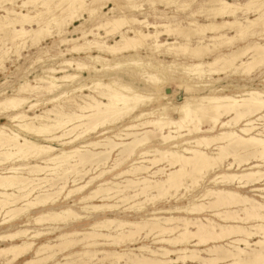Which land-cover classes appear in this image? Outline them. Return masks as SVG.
<instances>
[{
    "label": "bare ground",
    "instance_id": "bare-ground-1",
    "mask_svg": "<svg viewBox=\"0 0 264 264\" xmlns=\"http://www.w3.org/2000/svg\"><path fill=\"white\" fill-rule=\"evenodd\" d=\"M5 1L10 6H1L4 13L0 15V32L9 30V34L0 40L9 39L18 56L17 49L27 42L30 47L38 46L46 37L66 33L83 19L84 12L90 16L106 3H114ZM145 1L155 5L166 0ZM193 1L184 0L182 7ZM29 8H34L35 13ZM238 10L245 14L257 12L258 17L243 22L235 17L225 20ZM194 12L204 13L212 21H189L185 26L153 25L132 15L104 17L94 29L81 31L76 38L59 40L71 43L60 56L81 53L87 54L85 59L63 60L58 68H47L43 76L35 77V85L25 81L11 94L0 96V114L10 124H0V166L27 158L43 164L20 162L3 166L0 226L17 222L23 216L26 226L44 227H22L0 235V240L7 242L0 247V264H47L52 260L51 264H86L93 260L100 264H264V196L260 202L239 191L248 188L250 192L264 193V187H255L264 182V172L260 171L264 168V93L250 90L243 95H226L222 89H213L214 83L209 79L203 80L206 75L228 72L248 75L264 65V43L255 41L205 61L254 34L251 28L264 18V0H248L243 5L201 0ZM217 19L222 21L216 22ZM140 26L153 31H143ZM98 30L116 35L115 40L108 44ZM161 35L175 40H161ZM179 37L184 42H177ZM192 38L196 39L194 44ZM143 48L167 57L181 56L190 62H110L109 58ZM7 53L0 47V69ZM129 65L139 69L135 75L145 89L115 77L107 81L94 77L88 84L72 86L83 72L103 76L104 72ZM67 69L75 73L64 74ZM168 83L182 87L188 95L173 103L160 92ZM203 89L209 94H195ZM85 91L93 95L83 94ZM44 95L50 96L43 101L54 104L52 108L28 115L39 102L32 103L30 98ZM76 97L81 98L80 102L75 101ZM60 103L66 104L67 109ZM126 119L130 121L128 125L119 126L116 131L109 128ZM92 133L101 139L85 142ZM109 133L113 134L108 136ZM227 157L231 161L224 164ZM202 186V191L183 206L145 209L157 201L185 199ZM60 198L72 199L71 205L55 209ZM95 200L100 203L95 204ZM126 202V209L146 213L145 217H111L109 213ZM35 208L42 210L38 216H31L30 210ZM204 213L203 219L197 217ZM83 219H91L86 228H66ZM55 230L59 232L54 238L35 243ZM150 234L155 247L141 243ZM125 244L128 246L119 251L97 249ZM75 246L81 250L70 251ZM59 254L64 262L56 261Z\"/></svg>",
    "mask_w": 264,
    "mask_h": 264
},
{
    "label": "rangeland",
    "instance_id": "rangeland-1",
    "mask_svg": "<svg viewBox=\"0 0 264 264\" xmlns=\"http://www.w3.org/2000/svg\"><path fill=\"white\" fill-rule=\"evenodd\" d=\"M0 1H3V0H0ZM183 1L184 0H166V1H164L165 3L162 2V4H160L161 3L160 2V3H157L155 5H150V4H148V2L146 3L145 0H114V3H109V4L106 3L104 5L105 6L104 8L96 9V11H94L92 13V15H90V16L88 15V13L84 12L83 13V19L76 21L71 27H69V29L67 30L66 33L61 34L60 36L56 35V36H52L51 38L46 37L45 39H47V40H45V39L41 40L40 43L38 44V46L36 45V46L30 47L29 43L27 42V44H25L26 46H24L25 48L22 47L20 49H17L19 51V56L17 55V53L14 52L15 48L12 47L11 41L9 39L6 40V42H4L5 38L3 39V42L1 41L2 36H8L9 30H4V31L1 30V32H0V39H1L0 43L2 42L0 44L1 51L5 50L8 53H7L5 63H4V67H3L4 69L3 68L0 69V96H2V94H11L12 90L16 89L19 85H21L25 81H29V82H31L32 85H35L36 82L33 81L35 79V77L43 76L42 72L47 68H58L57 66L63 60H69V59L83 60V59H85L87 57V54H81V53L80 54L79 53L78 54L77 53H74V54L73 53H71V54L66 53L67 55L60 56V52L65 53V49L70 47L71 43L69 45H68V43H60L59 40L62 37H67L68 39L69 38H76V37L80 36L81 31H87L90 29H94L96 27L97 23L102 22L104 20V17L117 16V15H121V14L132 15L137 20H144L145 19L148 22L152 23L153 25H158V24L161 25V24L168 23L171 25L182 24L183 26H185L188 24L189 21H195L196 23H200V24H207V23H210L212 21L211 19L207 18L206 15H204V13L194 12V10H196L198 8V5L200 4L201 0H195V1H193V3L191 5L186 6V7L185 6L182 7V4L184 3ZM225 1L228 3H232V4L236 3L239 5H243L248 0H225ZM5 2H7V1L4 0L2 3L0 2V15H3V13H4V9L1 7L2 5H6V6H4V8L10 6V4H6ZM16 4H19V3H16ZM113 5H118L119 8H117L116 6L113 7ZM121 6H122V8H121ZM111 8H114V9L110 10ZM31 9L32 8H29V10H31ZM33 9H32V14L35 13L34 12L35 10H33ZM191 13H193V14H191ZM234 17L237 20L243 22L246 19H249V20L255 19L256 17H258V13L257 12L256 13L246 12V14H245V12H243L242 10H238V12L236 11V13L233 17L226 18L225 20H232V19H234ZM262 20H263V23L261 22ZM262 20H258V22H256V25H254L251 28L252 34L254 33L253 35L249 34L248 36H246V38L244 40L239 41L230 47L229 46L224 47L219 52L214 53L212 56L209 57V59H207L205 61L211 60L218 53L230 52V51L234 50L236 47H242V46H244V45H246L252 41L263 44L264 43V31H263V29H264V18ZM215 21L220 22L222 20L217 19ZM169 22H171V23H169ZM182 25H179V26H182ZM136 27H138V26H136ZM140 27H142V26H140ZM149 28L150 29L142 27V30L143 31H147V30L153 31V29L151 27H149ZM160 29L161 28H157V30H160ZM98 33L102 34V36L104 37V40H106L108 44H111L116 38V35L115 36L106 35L105 33H103V30H98ZM227 34L230 35L231 31H228ZM260 34L262 36H260ZM88 38L92 39L93 37L90 36ZM96 39H98V38H96ZM160 39L161 40L167 39L168 41H174L175 40L174 37H172V36L168 37V36H164V35H161ZM98 40H101V39H98ZM183 40H184V38L179 37L177 39V42H180V43L184 42ZM80 41H79V43L83 42V41H81V42ZM190 41L192 44H194L196 39L192 38ZM93 54H96V53L93 52ZM247 58H248V56L244 57V60H246ZM109 59H111V61H110L111 64L122 63V62H125V61L130 60V59H142V60H149L151 62H156V61L190 62L189 59H186V58L181 57V56H168L167 57L164 55H159L158 53L151 52V51L147 50L146 48L138 50L136 53L123 54V55L116 56L114 58H109ZM67 70L68 71L64 74L75 73L74 71H71L70 69H67ZM138 70L139 69L137 67L129 65V66L119 67V68L115 69V71L104 72L103 76L102 75L100 76V74L94 76L92 73L83 72V73H81L82 78L77 80L76 82L72 83V86L77 87L78 83L88 84L89 81L94 77L95 78L100 77V79H102L104 81H107L109 78L115 77V78L121 79L123 82L133 84L137 88L145 89L144 83L135 75V73H137ZM252 72L248 75H245V74L244 75L243 74H235L234 75V74H231L229 72L226 74H220V75H206L203 77V80L209 79V81H212L214 83L213 89H222V90H224L223 93L226 95H241V94L243 95L245 92L250 91V90L264 93V65L254 69ZM64 74H57V77H60ZM162 87H163V89L160 92H163L164 94H166L167 97H170L171 101L175 104L181 102L182 99L184 98V96L188 95V93L184 92L182 87H178L172 83H168L167 85L165 84ZM83 94L93 95V93H91L89 91H85V92H83ZM195 94H209V90L203 89L201 91L195 92ZM74 95L78 96V95H80V93H75ZM27 96H29V95H27ZM49 97L50 96H47V95H44V97H40V98H34V96H32L30 98V100H32V103L36 102L38 100H39V102H38L37 107H35L36 109L34 108L32 111L28 112L27 114L28 115H32L33 113L40 114L45 109L52 108V106L54 104L46 103L45 101H43L44 99L49 98ZM80 100H81V98H79V97L75 98V101H77V102H80ZM42 103H43V105H42ZM60 105H65V109H67L66 104L60 103ZM129 122H130L129 119H126L125 122H123L122 124L116 125L113 127H109V128L112 131H114V130L116 131L117 129H120L119 126L128 125ZM259 123L260 122L258 121L257 124H259ZM0 124L10 125L7 122V120L5 119V117L1 114H0ZM257 127H260V126L257 125ZM258 131H261V130L259 129L256 132H258ZM256 132H254V133H256ZM112 134L113 133H109L108 136L112 135ZM31 139H38V138L32 137ZM100 139H101L100 137H96V135L94 133H92L85 138V142H93V141H98ZM39 141H40V143H43L42 140H38V142ZM74 145L76 146L77 143H75ZM63 148H68V146H64ZM114 156L115 155L113 153V157ZM132 159H134V157ZM230 161H231L230 157H227V159H225L223 163L226 164L227 162H230ZM20 162H23V163L26 162L29 164L37 163L39 165H43L42 163H40V161L38 159H34V158H27L26 160L24 159L23 161H18L17 163L15 161H13V162L7 161L4 163V165L0 166V172L2 171L3 166L9 167L10 165L12 166L15 164H19ZM127 165H124V167H126ZM124 167H122V168H124ZM260 171L264 172V168L260 169ZM43 176L44 175H42V177ZM104 178L109 179L110 175H107ZM150 179H152V178H150ZM121 180H123V179H118L117 181H121ZM263 184H264V182H259L257 185H255V187L258 189H261L264 187ZM69 185H70V183H69ZM202 189H203V186L197 192L192 193L190 196L188 195L185 197V199L179 200L177 202H175L174 200H172V201L169 200L170 202L169 201H166V202L165 201H157L158 203L155 202L153 207L149 206V207H146L145 209L146 210H152L154 208H168L169 206L173 207L175 205L183 206L191 200L190 197L201 192ZM232 189H235V188H232ZM235 190H237V189H235ZM242 190L243 189H239V191L241 192L240 193L241 195H244V196H247L249 198L255 199L257 201L263 202V200H261L260 197L264 196V193L250 192V190L248 188H245L243 191ZM71 201H72V199L64 200L63 198H60L59 201L56 202L54 208L57 209L60 207H69V205H71ZM97 201L98 200H95L94 203L95 204L100 203L99 201L98 202ZM114 202H115L114 200L110 201V203H114ZM129 202L118 204V208L114 212L109 213L110 215H112L111 217H117V218L127 219V220H139L140 217H145L144 215L146 213H143V212L140 213V212L136 211V209H130V210L126 209ZM75 209L77 210V206L75 207ZM41 210H42V208H35V209L30 210L31 216H33V215L38 216L40 214L39 212ZM205 215L206 214L204 213V214L198 215L197 217L203 219ZM24 218L25 217L22 216L19 219H17V222L15 220L13 223H10L11 225L7 224V225L0 226V235L11 233L17 229L22 228V227L31 228L32 230L35 228L36 229L44 228L42 226H36V225L26 226L25 224L27 222H25L26 218L25 219ZM0 220H1V216H0ZM83 220L79 221L80 223L82 222L81 224L79 222L78 223L74 222V223H71L66 228L71 229V228H75L76 226L77 227L75 229L81 228L80 226H82V229L86 228V224L88 222H90L91 219H86V220L83 219ZM51 227H53V226H50V228ZM60 227L62 228V230L63 229L66 230V228H64L63 225H61ZM58 232H59L58 230H55V233L53 232L52 234L45 236V238H43V237L38 238L35 240V243L39 244L41 242H45L46 238L52 239V238H54V235H56ZM152 237L153 236L150 234L146 238L141 239V243L146 244L150 247H155L156 245L153 244ZM226 242L227 241H225L221 244H225ZM6 245H7V242H2L0 240V247H4ZM123 246L117 247V248L98 247L97 249H114V250L119 251V250L125 249L126 246H128V244H125ZM77 247H79V248H77ZM73 248H71L70 251L75 252V251L81 250L80 246H75ZM202 255H205V253H203ZM55 259H57L56 261H61V254L57 255L55 257ZM51 262H48L47 264H51ZM61 262H64V261H61ZM96 262H98V261L93 260L90 263H86V264H100V262H98V263H96ZM13 263L14 264H21V261H19L17 263H15V262H13ZM13 263H11V264H13ZM120 263L124 264L123 262H120ZM120 263H118V264H120ZM107 264H109V263H107Z\"/></svg>",
    "mask_w": 264,
    "mask_h": 264
}]
</instances>
